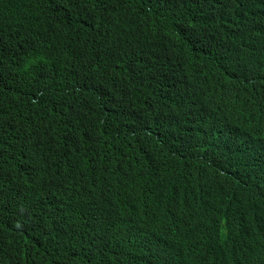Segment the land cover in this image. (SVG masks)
Here are the masks:
<instances>
[{"label":"trees","instance_id":"16d2710c","mask_svg":"<svg viewBox=\"0 0 264 264\" xmlns=\"http://www.w3.org/2000/svg\"><path fill=\"white\" fill-rule=\"evenodd\" d=\"M99 4L113 6L105 48L95 17ZM154 49L169 53L178 70L159 73L154 84L176 142L153 127L131 128L130 137L118 131L126 107L143 100L137 86L121 87L120 79L134 66L145 73L144 57ZM262 53L264 0H0V264H103V236L82 226L76 196L74 205L69 197L73 178L107 138L140 156L176 154L163 164L186 173V193L205 197L196 211L206 210L199 220L210 233L252 228L264 238V166L240 164L233 185L251 194L215 198L225 192L215 176L238 164L225 160L214 141L188 137L175 100L181 91L202 89L189 75L205 73L209 83L237 68L247 85L264 82ZM223 92L218 101L213 92L203 98V117L224 112L231 98ZM125 182L145 189L146 199L161 194L183 211L179 184L162 189L157 167Z\"/></svg>","mask_w":264,"mask_h":264},{"label":"clouds","instance_id":"9594fccd","mask_svg":"<svg viewBox=\"0 0 264 264\" xmlns=\"http://www.w3.org/2000/svg\"><path fill=\"white\" fill-rule=\"evenodd\" d=\"M112 7L99 4L95 8L97 30L107 37L99 39L101 48H105L112 36L109 24ZM260 59L264 61L263 53ZM144 64L145 73L134 66L120 79L121 87L124 84L137 86V98L143 100L126 107L118 131L130 137L131 128L153 127L176 142L170 133V121L161 112L162 92L154 84L159 73L177 69L173 67L171 55L162 49L150 51L144 57ZM241 71L229 68L225 70L226 78L217 73L209 83H206L205 73L189 75L192 86L202 89L191 88L175 96L189 130L188 137H195L199 144L214 141L225 160L238 164L215 176L214 180L225 189L214 195L215 198L248 193L233 185L244 169L241 162L245 161L244 165L250 169L264 166V82L257 81L256 85L249 86ZM223 91H228L231 98L224 112L211 119L203 117L200 114L203 98L209 99L213 92L214 97L219 96L218 101L226 98ZM132 110L135 119L130 120ZM131 149L107 138L99 149V157L95 156L78 178H73L78 181L69 199L74 205L73 196H76L82 226L103 236V264H264V238L252 228L238 234L225 230L210 233L202 225L199 217H206V210L197 212L196 209L205 203V197L186 193L183 186L186 173L176 165L163 164L175 159L176 154L146 151L140 156L132 146ZM155 167L157 183L162 189L179 184L183 193L178 196V203L183 211H175L173 203L161 194L146 199L145 189L137 191L126 184L125 177L129 174L143 173L147 177ZM102 184L104 187L99 189ZM256 186L251 185L252 188ZM234 251L237 257L233 256Z\"/></svg>","mask_w":264,"mask_h":264}]
</instances>
